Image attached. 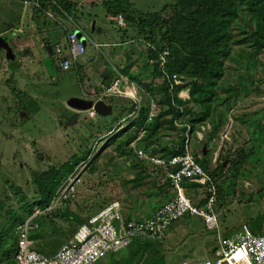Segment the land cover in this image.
Instances as JSON below:
<instances>
[{"label": "rangeland", "instance_id": "rangeland-1", "mask_svg": "<svg viewBox=\"0 0 264 264\" xmlns=\"http://www.w3.org/2000/svg\"><path fill=\"white\" fill-rule=\"evenodd\" d=\"M69 1L75 4L77 16L66 15L59 10V15L51 18L46 13L51 7L42 5L39 9L24 3V0H0L1 5L5 4L0 18V38L11 45L16 55V61L11 62L4 52H0V264H14L16 228L31 214L30 206L40 198L39 186L51 168L65 173L68 169L65 163L77 162L73 171L59 182L53 195L52 200L62 196L63 201L50 215L39 219V228L33 232L36 249L46 254L58 251L80 225L111 201L119 200L126 208L131 207L129 204L132 202L140 209L143 203L138 204V195L153 196V183L156 182L152 172L155 171L138 154L141 149L152 153L153 145L141 139L133 143L143 129L138 126L139 118L135 117L132 100L102 94L103 85L110 84L112 79L99 84L93 97L111 104L112 114L97 112L96 116L89 117L87 110L70 108L67 100L72 96L84 97V91L88 90L87 73L79 79L73 67L68 70L59 68L55 56L53 58L42 46L44 41L35 25H42V21L53 24L51 21L59 20L57 17L60 16L65 21L71 22V17L79 22L83 29L81 40L83 43L86 41V56L89 59L97 57L95 65H105L109 71L115 72V76L127 72L126 76L137 77L133 72L135 70H130V63L145 70L146 61L150 69L153 61L147 50L149 43L144 38L146 52L131 61L127 58V62L122 63V57L111 56V51L117 50L123 56L131 45L127 44V40L134 38L133 31L140 35L137 29L128 24L126 27L117 26L115 17L103 4L107 0ZM130 1L140 12L163 11L168 20H172L173 12H169L168 8L178 0ZM30 10L37 14L34 21L38 20L34 23L28 19ZM8 17H17L18 20H14L12 26L7 24ZM239 18L231 25L232 40L248 39L250 35L245 30L250 32L254 27L247 10L241 9ZM93 20L96 22L95 31L91 32L89 22ZM19 26L22 32L17 30ZM120 30L126 33L122 36ZM156 34L163 38L159 28ZM94 42L100 47L96 48ZM107 43H111L110 46ZM232 47L231 55L224 59L223 76L215 86L216 95L210 102V116L202 122L204 128L202 123L196 126L200 135H195L196 140L190 144L195 154L205 157L203 149L207 148V154L218 153L215 164L228 163L216 176L211 174L219 187L216 214L221 234L234 235L245 224L254 233L264 234V116L260 114L264 111V49H254L250 39ZM149 78L152 79V76ZM184 80L191 81L188 77ZM19 90L24 92V96H17ZM142 93L144 102L148 100L153 107V118L166 109L159 104L162 100L159 92L155 95ZM30 97L34 101H29ZM188 101V106L195 109V102L192 99ZM241 108H250L249 111L255 113L252 121H243L246 124L238 127L234 121L239 117L233 112ZM170 119V116L161 118L164 123L150 140L155 142L154 145L156 142L159 146L161 143L169 145L172 138L185 132L178 131V127L182 129L183 125L178 124L184 117L175 121L176 128H172ZM218 119L224 126L221 132L214 134L207 124L212 123L213 129ZM226 131H229L227 136ZM205 158L212 166L213 159ZM214 168L210 167L209 172ZM54 175L58 179L57 171ZM162 187L165 191L168 185ZM194 187L199 190L191 188L189 196L194 201H202L203 188L196 184ZM168 196L169 193L165 194L163 199ZM41 233L44 237L37 238ZM217 240L216 227L209 228L202 217L187 214L167 228L162 240L134 238L127 248L110 254L96 264L199 261L212 255Z\"/></svg>", "mask_w": 264, "mask_h": 264}, {"label": "built area", "instance_id": "built-area-1", "mask_svg": "<svg viewBox=\"0 0 264 264\" xmlns=\"http://www.w3.org/2000/svg\"><path fill=\"white\" fill-rule=\"evenodd\" d=\"M52 2L56 3L54 0ZM26 3L39 9L41 7L39 0H26ZM59 10L64 12L58 6L57 9L52 7L47 9L46 13L51 18H55L59 15ZM115 19L117 26H127L124 14L119 13ZM85 44L86 41L83 43L78 37L77 29L69 31L65 43L56 45L54 49V56L59 66L65 70L75 66L79 58L86 52ZM94 46L98 47L99 44L94 42ZM149 46L153 47L150 44ZM168 54L169 51L165 50L159 55L160 68L169 80L170 89L174 90L176 86L183 85L186 81L182 76L176 73L171 74L167 70ZM142 92L146 91H141L140 86L134 80L122 73H118L110 84L102 87V94L105 96H118L132 100L136 118L139 117L144 104ZM178 96L184 101L190 99L188 89H182ZM152 108L151 106L148 121L154 117ZM87 111L89 117H94L97 114L94 107ZM178 126H182V124L179 123ZM186 126V131L180 134L185 136V146L181 153L165 157L142 149L138 151L139 157L147 160L154 170L163 172L170 179L173 187L170 199L164 202L152 216L126 219L123 215L121 202L113 200L80 225L73 237L64 243L58 251L53 255H46L36 249L35 241L31 235L39 228V219L50 215L63 201L60 196L59 199H53L47 207L35 208L18 224L16 228V264H96L109 257L110 254L127 248L134 238L162 240L166 235L167 228L187 214L202 217L209 228L216 227L218 240L211 256H205L199 261L184 260L176 264H264V234L254 233L246 224L234 235L223 236L221 234L216 214L219 188L211 173L200 164L198 159L201 156H197L192 150L189 135L191 128L189 124ZM144 133L143 130L134 143L142 139ZM178 137L171 139L172 147L178 146ZM185 180L203 188L201 189L205 198L203 203L201 200L194 201L189 196L187 187L184 185ZM64 199H67V196L64 195Z\"/></svg>", "mask_w": 264, "mask_h": 264}, {"label": "trees", "instance_id": "trees-1", "mask_svg": "<svg viewBox=\"0 0 264 264\" xmlns=\"http://www.w3.org/2000/svg\"><path fill=\"white\" fill-rule=\"evenodd\" d=\"M39 1L41 7L43 5L57 9V5H59L65 13L77 16L75 11L76 6L69 0H54L55 4L52 0ZM103 4L107 7L111 16L115 18L119 13L124 14L128 26L135 27L143 39L145 38L153 46L152 48L148 46L149 57L153 61L149 69L152 79H149L150 81L146 83L141 82V85L146 92H150L152 95L159 92L162 95V100L159 104L166 109L160 115L153 118L152 121L148 122L151 106L148 100L144 102L137 121L138 126L146 133L141 140L148 141V144L153 145L152 154L155 155L167 157L181 153L185 146V136L180 135L177 141L178 146L175 145L174 147H169V145L161 147V145H157V142L154 145L155 142L150 141L164 123L160 121L161 118L170 116L169 123L172 125V128H176L174 126L175 121L184 117L189 122L192 130L195 129L196 125L209 118L210 102L214 95H216L215 86L217 81L223 76L224 59L231 55L232 45L246 43L250 39L254 49L257 51L264 49V0H178L168 8L169 12H173L171 16L172 20H168L163 11L140 12L130 0H107ZM241 9L249 12V15L252 17L251 21L254 22V27L250 32L245 30L247 35H250L248 39L243 37L232 40L231 25L237 19H241L239 18V11ZM247 25L250 26V23L248 22ZM157 28L162 31L163 38H159L156 34ZM1 42L7 43L8 48L13 50L11 45L8 42H4L2 38H0V44H2ZM165 50L169 51L166 65L167 70L171 74L176 73L182 76L184 79L187 77L191 79L190 82L185 80V84L176 86L174 90L170 89L169 80L164 76L160 68L159 55ZM0 52H4L7 56L4 47H1ZM10 61L14 62V59L10 58ZM138 77L139 75L133 79H137ZM156 78H161L162 81ZM185 87L190 90L191 99L196 104L195 109L188 106L190 101H184L178 96L180 90ZM17 96H24V92L19 90ZM19 99L22 100V98ZM29 101H34V98L30 97ZM23 102L25 103V101ZM221 126L216 124L212 132L217 134ZM186 128L187 126L182 127L178 131H186ZM198 160L209 171L210 161L205 157H200ZM75 164L70 162L65 163V166L67 165L68 167L65 173H60L58 170L51 168V171L44 176L43 182L40 181V198L35 200L30 206V212L36 206L47 207L50 205L59 182L62 181V178L66 174L73 171V165ZM225 165H217L211 170L212 172L210 171L211 174L216 176L225 169ZM56 171L58 179H55L54 174H56ZM157 172L160 173V171ZM161 178L162 180L164 179L163 182L166 181L164 184L168 185L167 190L164 191L162 187L164 184L161 181L159 182L162 191H164L162 193L164 195L165 193H169L170 196L173 190L171 181L164 173ZM184 185L187 188L195 186V184L190 183L188 180H185ZM204 201L205 198L201 203ZM43 233L37 238L44 237ZM33 234L31 235L32 238H34ZM16 249L17 247H15V252ZM13 263L16 264L15 253Z\"/></svg>", "mask_w": 264, "mask_h": 264}, {"label": "crops", "instance_id": "crops-1", "mask_svg": "<svg viewBox=\"0 0 264 264\" xmlns=\"http://www.w3.org/2000/svg\"><path fill=\"white\" fill-rule=\"evenodd\" d=\"M24 1H25L24 3H26V0H24ZM26 4H28V3H26ZM4 6H5V4L4 5H1V3H0V18H2V13H3V10H4ZM35 14H36V11H35ZM35 14H34V11L33 10H30L27 13L28 19H29V21L31 23L32 22L34 23L36 20H38V19H36L34 21V19L37 17V14H36V16H35ZM58 18H60V19L59 20L54 19L53 21H51V22H53V24L52 23L51 24H45L46 22L45 21H42V25H41V23L35 25L36 26V29L40 30L41 37H42V39L44 41L42 43V46L51 54V56H53V58H54V55H53L54 54L53 53V46H54V49H55V46L56 45H58V44H64L65 41H66L67 33L69 31L74 30V29H77V31L79 30L83 34V29L79 25V22L76 23L74 21V19H72L71 17H70L71 18L70 19L71 22L70 21H65L64 20L65 18H63V16L57 17V19ZM21 19H23V14L21 15ZM7 20H8V23L7 24H10V25L13 26V23L12 22L14 20H18V18L17 17H14V18L11 19V17H8ZM4 22H5V20L3 18V23ZM89 24H90V22H89ZM18 29H19V32H22L23 31V29H22L21 26L17 27V30ZM131 30L133 31L132 28H131ZM120 33L123 36L126 32H124L123 30L122 31L120 30ZM133 33H134V38H132L131 40H127V44H131V45H128L129 46V49L127 50V52H125L123 54V56H121L120 52H118L117 50H112L111 51V56H113L115 58L122 57V59H121V62L122 63H126L127 62V58H130V61H131V59L134 60L140 54H144L143 51L146 52V44H145V40L143 39V37L141 35H138L135 31H133ZM95 43H97V42H95ZM125 43H126V40H125L124 44ZM26 44H28V43H26ZM97 44H99V43H97ZM107 44H108L107 46H110L111 43H107ZM49 47L51 48V52L48 49ZM99 47L100 46H98L96 48H99ZM147 50H148V47H147ZM26 51L28 53V50H26ZM86 54H87V48H86L85 54L82 57L79 58V61L77 62V64L75 66H73L72 69H75V71L77 72V74L79 76V79H81L82 76L85 75V72L87 73L86 76H87V80L89 81L88 90L87 91H84L86 97L84 96L82 98L96 100L93 97L97 93L96 91H97V88H99L98 87L99 84H101L102 82H104V83L109 82L112 79H114L116 76H115V72L112 73L111 71H109L108 68L105 65L104 66H96L95 65V60L97 59V57H94V58L89 59L86 56ZM15 59L16 58H14V60ZM57 65H58L59 68L63 69L62 67L59 66V64H57ZM128 65H131L130 70L131 71L135 70L133 72L135 73V75L138 74L139 77H138V79H133V78H131L128 75H127V77H129L130 79L134 80L142 89H144L142 87V85H140L141 82L146 83L147 81H150L149 80L150 79L149 76H151L149 67L147 66V62L145 61V68H146L145 70L144 69H141V68H137L133 63H130ZM88 66H90V71L89 72H88ZM18 69H20V68H18ZM17 70H16V72H17ZM63 70H65V69H63ZM118 71H119V68H118ZM123 74L126 75L127 72H123ZM137 81L140 82V84ZM184 89L185 90L188 89V93H189V96H190V90H189V88H184ZM190 99H191V96H190ZM99 101H102L104 103L105 108L107 109V112L108 113H111V114L113 113V108L111 107V104L103 101L101 98L99 99ZM186 101H188V100H186ZM249 110H250V108H246V109L241 108V109H239L237 111L234 110L233 115L239 117V118L236 119V121H234V122L237 123L238 127H241L242 124L243 125L246 124L243 121H247V122L252 121V119H253L252 115L254 116V113L255 112H251ZM260 114L264 116V111L262 113L260 112ZM223 120H225V119L223 118ZM180 123L183 125L182 127H185L187 124H189V122L185 118L183 119V121H180ZM215 123L217 125H222L220 127V130H222V127L224 126V123L222 122V120H219L218 119V120H216ZM226 125H227V128L230 127L229 124H226ZM201 126L204 127L203 123L201 124ZM212 126H213L212 123H208L207 124V127L210 130H212ZM231 126L233 127V123L231 124ZM180 129L181 128L178 127V130H180ZM230 129H231V127H230ZM220 130H219V132H221ZM223 131H224V129H223ZM226 132H227V134L226 133L225 134L227 136L228 133H229V131H226ZM189 135H190V140L191 141H195L196 140V138H195L196 136L195 135H200V132L197 129V127H195L194 130L191 129V131L189 132ZM172 143H173V141L171 140V142L169 144V147H172V145H171ZM160 145H161V147L164 146L163 143H161ZM206 151H207V148H204L203 149L204 156L207 157V158H210L211 160L213 159L212 166L216 167L217 164H215V163H216V160L218 158V153L216 152L214 155H211L210 153L207 154ZM208 155H209V157H208ZM212 166L210 164V167H212ZM152 174H153V179H155V182H156V184L153 183V186H154L153 187V190L154 191L152 192V194H153L152 198L151 197L148 198L147 195L146 196H144V195H138V197H139L138 198V201H137L138 204L141 205L143 203V207L140 208V209L137 206H134L132 204V202L129 204L131 207H128V208H126L122 204V207H123L122 209L124 211L123 212L124 218H126V219H137V218H146V217L152 216L155 213V211L164 202H166L167 200H169L170 197L172 196V194L170 193V196H168V198L166 200L163 199L164 194L162 193V189L160 187L161 184L158 183V182L161 181L164 184V182H163L164 179L162 180V178H161L163 173L162 172L158 173L157 171H155L154 173L152 172ZM154 174H155L156 177L154 176ZM159 174H161V176H159ZM191 188L198 189L197 187L187 188L188 194L191 193L190 192L191 191ZM41 253H43V252H41ZM44 254H46V253H44ZM46 255H53V254H51V252H50V254H46Z\"/></svg>", "mask_w": 264, "mask_h": 264}, {"label": "water", "instance_id": "water-1", "mask_svg": "<svg viewBox=\"0 0 264 264\" xmlns=\"http://www.w3.org/2000/svg\"><path fill=\"white\" fill-rule=\"evenodd\" d=\"M95 24L96 22L93 20L90 22V29L91 32L95 31ZM78 37L80 39H82L83 34L81 31H77ZM4 40V39H3ZM5 41V40H4ZM3 42V41H2ZM1 47H4L6 49V53L8 58L14 59L16 57V55L13 54V50L10 48H8V44L6 43H2L0 44ZM0 47V49H1ZM51 52V48H48ZM67 105L75 110H88L92 107L95 108V110L101 114L103 113H107V109L105 108V105L102 101H94L92 99H86V98H82V97H78V96H72L67 100Z\"/></svg>", "mask_w": 264, "mask_h": 264}]
</instances>
